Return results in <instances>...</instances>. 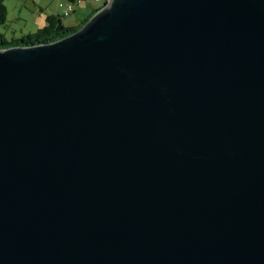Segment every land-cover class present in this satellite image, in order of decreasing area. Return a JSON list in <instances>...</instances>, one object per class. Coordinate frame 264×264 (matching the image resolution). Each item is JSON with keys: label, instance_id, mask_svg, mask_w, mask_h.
Here are the masks:
<instances>
[{"label": "water", "instance_id": "water-1", "mask_svg": "<svg viewBox=\"0 0 264 264\" xmlns=\"http://www.w3.org/2000/svg\"><path fill=\"white\" fill-rule=\"evenodd\" d=\"M0 264H264V0L0 49Z\"/></svg>", "mask_w": 264, "mask_h": 264}, {"label": "rangeland", "instance_id": "rangeland-1", "mask_svg": "<svg viewBox=\"0 0 264 264\" xmlns=\"http://www.w3.org/2000/svg\"><path fill=\"white\" fill-rule=\"evenodd\" d=\"M108 1V0H107ZM7 11L6 24L0 27L7 42L24 40L35 35L44 26L47 16H58L65 28H77L87 18H92L104 2L85 0L71 3L68 0H2ZM62 5V8H59ZM67 11L68 16L63 13Z\"/></svg>", "mask_w": 264, "mask_h": 264}, {"label": "trees", "instance_id": "trees-1", "mask_svg": "<svg viewBox=\"0 0 264 264\" xmlns=\"http://www.w3.org/2000/svg\"><path fill=\"white\" fill-rule=\"evenodd\" d=\"M71 3L80 2L85 0H68ZM107 4V1H104V5ZM103 5V6H104ZM99 10L95 11L96 14ZM7 11L3 5L2 0H0V27H3L6 24ZM90 18H87L79 27L77 28H65L61 22L60 17L58 16H47L45 18L46 26H44L40 31H38L33 36H28L24 40H11L7 42L4 34L0 33V49H7L10 47H23V46H34L39 44H49L55 41H58L72 33L77 32L81 29L84 24L89 21Z\"/></svg>", "mask_w": 264, "mask_h": 264}, {"label": "built area", "instance_id": "built-area-1", "mask_svg": "<svg viewBox=\"0 0 264 264\" xmlns=\"http://www.w3.org/2000/svg\"><path fill=\"white\" fill-rule=\"evenodd\" d=\"M99 1H105V0H99ZM107 1V0H106ZM59 8H62V5H59ZM63 16L64 17H66V16H68V12L67 11H65L64 13H63Z\"/></svg>", "mask_w": 264, "mask_h": 264}]
</instances>
